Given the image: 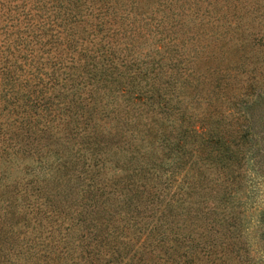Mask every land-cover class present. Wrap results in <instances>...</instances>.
Listing matches in <instances>:
<instances>
[{
	"label": "trees",
	"instance_id": "16d2710c",
	"mask_svg": "<svg viewBox=\"0 0 264 264\" xmlns=\"http://www.w3.org/2000/svg\"><path fill=\"white\" fill-rule=\"evenodd\" d=\"M0 264H264V0H0Z\"/></svg>",
	"mask_w": 264,
	"mask_h": 264
},
{
	"label": "rangeland",
	"instance_id": "374dc122",
	"mask_svg": "<svg viewBox=\"0 0 264 264\" xmlns=\"http://www.w3.org/2000/svg\"><path fill=\"white\" fill-rule=\"evenodd\" d=\"M225 62H227V59H225Z\"/></svg>",
	"mask_w": 264,
	"mask_h": 264
}]
</instances>
